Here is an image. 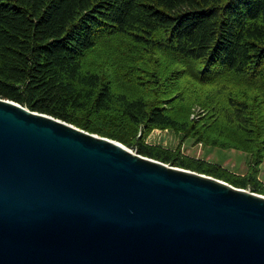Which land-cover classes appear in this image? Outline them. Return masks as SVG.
I'll return each instance as SVG.
<instances>
[{
  "label": "trees",
  "instance_id": "1",
  "mask_svg": "<svg viewBox=\"0 0 264 264\" xmlns=\"http://www.w3.org/2000/svg\"><path fill=\"white\" fill-rule=\"evenodd\" d=\"M0 96L264 194V0H0ZM187 140L246 152L247 172Z\"/></svg>",
  "mask_w": 264,
  "mask_h": 264
},
{
  "label": "water",
  "instance_id": "2",
  "mask_svg": "<svg viewBox=\"0 0 264 264\" xmlns=\"http://www.w3.org/2000/svg\"><path fill=\"white\" fill-rule=\"evenodd\" d=\"M0 264H264V194L0 96Z\"/></svg>",
  "mask_w": 264,
  "mask_h": 264
},
{
  "label": "rangeland",
  "instance_id": "3",
  "mask_svg": "<svg viewBox=\"0 0 264 264\" xmlns=\"http://www.w3.org/2000/svg\"><path fill=\"white\" fill-rule=\"evenodd\" d=\"M150 143H158L164 146L176 148L181 143V138L178 134L169 129H155L148 138ZM136 151L135 148H132ZM182 150L185 154L197 157H204L208 160L216 161L223 166L238 173H246L248 170V154L237 149H207L202 143H195L193 140H187L182 143ZM264 181V164L260 174ZM250 189V188H247ZM252 190V189H250Z\"/></svg>",
  "mask_w": 264,
  "mask_h": 264
}]
</instances>
